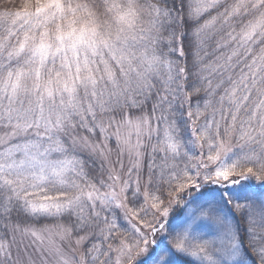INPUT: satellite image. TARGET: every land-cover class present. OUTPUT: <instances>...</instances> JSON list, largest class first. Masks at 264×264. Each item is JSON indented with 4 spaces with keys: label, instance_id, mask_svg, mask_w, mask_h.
I'll return each instance as SVG.
<instances>
[{
    "label": "snow or ice",
    "instance_id": "6c2138e0",
    "mask_svg": "<svg viewBox=\"0 0 264 264\" xmlns=\"http://www.w3.org/2000/svg\"><path fill=\"white\" fill-rule=\"evenodd\" d=\"M177 260L264 264V0L5 6L0 264Z\"/></svg>",
    "mask_w": 264,
    "mask_h": 264
},
{
    "label": "rangeland",
    "instance_id": "374dc122",
    "mask_svg": "<svg viewBox=\"0 0 264 264\" xmlns=\"http://www.w3.org/2000/svg\"><path fill=\"white\" fill-rule=\"evenodd\" d=\"M186 218H187L186 217V211H185L183 205L175 208L169 217L170 229H172L174 231H179L181 229V226L183 225L184 221L186 220ZM189 259H193V258L189 257ZM194 263L198 264V262H196L195 260H194ZM177 264H181V262L179 260H177Z\"/></svg>",
    "mask_w": 264,
    "mask_h": 264
},
{
    "label": "trees",
    "instance_id": "16d2710c",
    "mask_svg": "<svg viewBox=\"0 0 264 264\" xmlns=\"http://www.w3.org/2000/svg\"><path fill=\"white\" fill-rule=\"evenodd\" d=\"M19 3H22V0H0V11L5 10V6H7L9 9H11ZM194 264H196V263H194Z\"/></svg>",
    "mask_w": 264,
    "mask_h": 264
}]
</instances>
